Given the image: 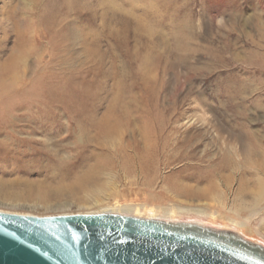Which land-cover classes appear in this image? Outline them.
I'll return each mask as SVG.
<instances>
[{
	"label": "rangeland",
	"instance_id": "1",
	"mask_svg": "<svg viewBox=\"0 0 264 264\" xmlns=\"http://www.w3.org/2000/svg\"><path fill=\"white\" fill-rule=\"evenodd\" d=\"M84 2L65 20H54L57 28L36 26L33 60L3 95L33 106L16 112L11 123L0 119V212L32 217L109 213L196 224L264 248L263 207L254 215L233 212L241 169L230 185L218 180L223 201L176 198L170 191L174 183L204 187L182 170L205 167L223 151L240 162V142L230 135L249 131L264 139V65L259 64L264 0H136L132 10L116 0L112 11L131 19L126 35L115 33L114 22H101L104 10L95 1ZM143 8L162 19L136 20ZM137 24L142 29L136 32ZM65 26L74 30L67 42L60 39ZM176 33L186 37V51L173 50ZM111 63L120 72L117 91L111 89ZM113 95L118 111L131 121L169 120L164 141L154 146L162 154L157 150L141 158L133 128L105 148L94 130L78 128L89 109L100 116ZM185 153L193 157L181 160ZM145 160L156 161L154 178L142 165Z\"/></svg>",
	"mask_w": 264,
	"mask_h": 264
},
{
	"label": "bare ground",
	"instance_id": "2",
	"mask_svg": "<svg viewBox=\"0 0 264 264\" xmlns=\"http://www.w3.org/2000/svg\"><path fill=\"white\" fill-rule=\"evenodd\" d=\"M84 1L85 0H0V119L6 117L7 122L11 123L15 120L14 114L16 112L22 109H30V107L33 106L28 103L26 105H21L13 101V99L5 100L2 98L3 95L6 94L8 88L19 82L21 77L20 72H25L28 64L33 60L35 51L34 33L36 26H39V28L42 27L44 30H47L48 25L49 28L50 26L57 28L58 24H56L54 20H65L69 10L74 5L80 9L84 8ZM93 1H95L96 8L104 10L100 16L101 22H103L104 25L114 22V24L118 26L115 33L126 35L130 30L131 19L124 15H118L116 12L114 13L112 11L110 6L114 5L116 0ZM135 1L136 0H123L122 3L123 5H128L130 8L129 10H132L135 8L133 4ZM147 8H143V15L136 18V20L162 19V16L154 9ZM135 29L136 32L140 31L142 29L141 24H137ZM72 31L74 30L65 26V28L61 30L60 39L63 40V42H67L73 34ZM53 32H55V30H53ZM109 34H112V32ZM139 37H141V35ZM173 38H175L173 50H180L181 52L187 50V39L185 36L181 35V33H176ZM7 43L11 44L10 47H6ZM97 53L99 54L100 62H102L104 56L100 54V51H97ZM110 56L113 57V53H110ZM259 64L261 66L264 65V58H261V63ZM110 69L112 70L109 72V74L112 75L110 76L112 79L111 89L117 91L120 88V84L116 76H118L120 72H118L113 63H111ZM116 100L118 99L114 95L110 97L106 103L105 111L100 116H97L94 110L89 109L87 116L79 121L78 128L83 131L94 130L99 137L98 145L103 148L109 147L110 145L114 146L116 142L113 140L114 138L133 128L132 130L139 136V141L141 143V151L139 150L143 156L141 157L140 155L141 158L146 159L157 150V152H159V150L160 152L163 151L161 148L155 149L154 146L159 140L161 142L164 141L167 129L166 125H168L169 120L160 117H151L139 118L137 120L134 119L135 121H131L124 112L118 111ZM99 103L100 102L97 101V104ZM95 104L94 102L93 105ZM230 139L233 142H240L239 149L242 156L240 162L234 159L235 154L226 150L222 152L218 159L209 160V163L205 167L195 166L184 168L182 171L187 170L189 174L192 173L190 175L193 176L194 180L203 181L205 185L201 189H196L193 186H183L174 183L170 191L176 198L190 199L192 197H199L203 199L211 198L212 201H223L224 199L220 197L221 193L218 187V180L222 179L226 185H230L232 175L236 174V172L241 169L240 178L238 179L236 189L233 191V199L231 201L233 212L241 214L248 210L249 214L254 215L262 209L261 207L264 209V145L262 144L264 139H260L256 134L249 131H244L242 134L230 135ZM161 144H165V142ZM163 157H165L164 154ZM191 157H193L191 154L185 153L179 158L183 161H188ZM154 160L151 162L146 160V162H142V165L150 170V175L153 178L157 173V168L155 167L156 161ZM92 168V170H94L95 167L93 166ZM224 172H228V175H223ZM88 177V174H86L84 180L88 179ZM150 181L151 179L148 180L149 183ZM259 226L260 229L264 231V223H261Z\"/></svg>",
	"mask_w": 264,
	"mask_h": 264
},
{
	"label": "water",
	"instance_id": "3",
	"mask_svg": "<svg viewBox=\"0 0 264 264\" xmlns=\"http://www.w3.org/2000/svg\"><path fill=\"white\" fill-rule=\"evenodd\" d=\"M0 264H264V248L196 224L0 212Z\"/></svg>",
	"mask_w": 264,
	"mask_h": 264
}]
</instances>
